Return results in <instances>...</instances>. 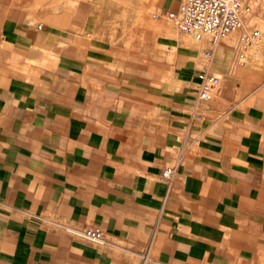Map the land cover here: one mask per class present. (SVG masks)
<instances>
[{"label": "crops", "instance_id": "crops-1", "mask_svg": "<svg viewBox=\"0 0 264 264\" xmlns=\"http://www.w3.org/2000/svg\"><path fill=\"white\" fill-rule=\"evenodd\" d=\"M116 2L0 0V264H264V1L243 62Z\"/></svg>", "mask_w": 264, "mask_h": 264}, {"label": "built area", "instance_id": "built-area-1", "mask_svg": "<svg viewBox=\"0 0 264 264\" xmlns=\"http://www.w3.org/2000/svg\"><path fill=\"white\" fill-rule=\"evenodd\" d=\"M247 0H179L174 12L152 13L153 21L165 19L170 21L177 31L189 40L199 43L208 40L211 47H216L229 35H238L240 52L238 59L243 62L244 53L254 49L261 40L258 30L243 31L244 14L248 11ZM199 84L196 103L199 105L211 99L212 92L219 84V78L208 71L198 74ZM197 118H202L198 112ZM176 168L168 167L161 172L159 180L169 184L175 176ZM81 238L99 242L104 239V232L98 227H89L80 233Z\"/></svg>", "mask_w": 264, "mask_h": 264}, {"label": "rangeland", "instance_id": "rangeland-1", "mask_svg": "<svg viewBox=\"0 0 264 264\" xmlns=\"http://www.w3.org/2000/svg\"><path fill=\"white\" fill-rule=\"evenodd\" d=\"M108 1H117L116 2L117 6L115 8L118 11L122 10V13H124L125 15H128L130 17L131 14H136L138 16L135 21L134 20L122 21V22L113 23L116 32L122 31L124 33L130 34L131 27L138 28L139 32H142V30H146L147 25L154 24L155 22H152L153 20L151 19L150 15L152 13H158V12L155 11L156 9H154L153 7L158 6L161 1H166V6H167L168 1H172V0H108ZM175 1H178L179 3V0H175ZM247 1L254 2V1H264V0H247ZM253 15H255V13H251L247 15V19L245 23L246 25L255 24ZM163 23H165L166 25V31H172L174 33L176 32L174 25L170 21L164 20Z\"/></svg>", "mask_w": 264, "mask_h": 264}]
</instances>
